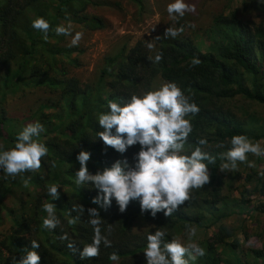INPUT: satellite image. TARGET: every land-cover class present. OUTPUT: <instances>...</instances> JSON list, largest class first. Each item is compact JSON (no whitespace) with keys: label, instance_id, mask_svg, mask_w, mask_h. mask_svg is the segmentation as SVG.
Instances as JSON below:
<instances>
[{"label":"trees","instance_id":"trees-1","mask_svg":"<svg viewBox=\"0 0 264 264\" xmlns=\"http://www.w3.org/2000/svg\"><path fill=\"white\" fill-rule=\"evenodd\" d=\"M130 1L144 8L143 0ZM98 4L95 0H0V151L13 147L23 127L35 122L43 125V131L34 139L48 149L41 168L35 172L13 178L0 169V225L9 223L0 237V264H16L23 249L31 250L33 239L40 244L36 250L41 256L40 264H147L144 250L149 233L160 229L166 233L165 241L180 240L188 226L209 228L213 224L217 225L213 238L205 246H198L204 254L194 252V259L185 258L189 264L221 261L238 264V259L232 262L233 257H238L237 238L222 222L228 208L222 193L225 174L220 165L225 162L223 157L233 136L244 135L252 143L264 139L262 112L245 111L238 116L231 103L242 98L264 109V23L241 20L235 9L227 14L218 13L202 31L206 50L196 46L183 32L172 37L171 47L161 46L155 51L140 39L106 56L93 82H81L68 75L65 63L75 64L72 54L82 50L64 44L68 35H57L56 28L74 24L89 31L103 29V19L87 12L89 6ZM36 18L49 23L47 39L42 31L32 27ZM219 38L223 40L218 41ZM157 55L162 57L158 62ZM193 58H198L200 63L193 66ZM159 77L176 83L199 109L185 117L192 131L184 150L190 155L200 146L215 158L214 162L204 161L209 169V182L190 189V199L172 216H165L164 211L155 217L150 210L142 213L138 200L130 201L124 212L119 210L114 198L110 206H102V200L94 204L93 198L102 195L99 190L91 183L75 182V172L80 168L78 153L82 149L91 153L87 166L92 174L111 167L117 159L127 158L134 164L133 156L140 145L130 146L123 154L106 146L98 137L103 131L98 116L109 111V101L124 104L133 93L152 90L153 82ZM33 90H46L47 95L38 96L22 111L8 107L10 99L17 95L22 98ZM201 138L208 141L207 145L198 144ZM250 157L252 153L247 154V160ZM256 174L253 171L247 177ZM256 177V187L263 193L264 175ZM52 184L57 185L59 192L55 200L47 191ZM44 203L55 205L60 220L55 229L42 226L47 216ZM73 205H83L85 211L79 213L73 210ZM93 207L99 209L101 231L108 236L111 246L101 243L97 257L82 259L80 252L93 238L87 212ZM262 208L264 212V204ZM65 233L69 240H61ZM69 241L74 243L73 248L68 247ZM262 245L264 248V241ZM112 253L119 255V261L109 260ZM251 254L256 260L261 259L255 264H263L264 250H252Z\"/></svg>","mask_w":264,"mask_h":264},{"label":"clouds","instance_id":"clouds-1","mask_svg":"<svg viewBox=\"0 0 264 264\" xmlns=\"http://www.w3.org/2000/svg\"><path fill=\"white\" fill-rule=\"evenodd\" d=\"M194 10V6L190 7L185 0H174L167 5L170 15L182 17L186 11ZM32 27L42 31L44 39H47L50 25L45 19L36 18ZM56 33L71 35V26L60 25L56 28ZM164 34L175 37L179 32L174 28H166ZM81 38L82 33L77 32L70 46L78 45ZM147 46L153 47L151 43ZM161 58L157 55L155 60L158 62ZM199 63L198 58L191 61L193 66ZM189 101L190 98L185 96L174 82H165L159 88L144 91L142 94L133 93L124 104L109 101V111L98 116L99 125L103 129L98 133V137L106 146L122 154L136 144L140 145V150L133 156L134 164L127 158L117 159L111 167H105L92 174L87 166L91 153L82 149L77 155L80 168L75 172L76 184L91 183L99 190L102 195L93 198L94 204H99L102 200V206H110L114 198L119 210L124 212L130 201L138 200L142 213L150 210L151 215L155 217L158 212L164 211L165 216H172L180 205L190 199V189L200 188L209 182V169L204 161L214 162L215 159L200 146L191 151L190 155L185 153L184 146L192 131V125L185 117L199 111L197 105ZM42 131L41 123H29L17 134L13 147L0 151V169L7 176L15 178L22 173L35 172L41 168V160L47 156L48 149L34 137H39ZM207 143L206 139L198 140L201 146ZM230 145L223 157L225 162L220 165L221 171L236 169L238 162L247 161L248 153L264 155V148L259 143H252L244 135L233 136ZM248 164L249 167H255L254 162L249 161ZM52 167H55L54 163ZM261 175H264V172ZM47 191L53 200L59 198L57 185H49ZM42 207L47 213L42 226L45 229H55L60 224L55 205L44 203ZM73 210L79 213L85 211L83 205H73ZM87 212L88 222L93 228V238L80 252L82 259L97 257L101 243L105 247L111 246L108 236L103 235L101 231L99 209L93 207L87 209ZM107 231L111 233V224L108 225ZM187 233L190 240L187 245L176 238L165 241L166 233L160 229L149 233L144 250L147 264H189L186 256L194 259V252L203 255L204 250L191 242L196 229L188 226ZM61 240H69L67 233L61 236ZM74 246V243L69 241L68 247ZM39 248L40 244L34 239L31 240V250L23 249V255L16 264H40L41 256L36 251ZM109 260L117 262L119 255L112 253Z\"/></svg>","mask_w":264,"mask_h":264},{"label":"rangeland","instance_id":"rangeland-1","mask_svg":"<svg viewBox=\"0 0 264 264\" xmlns=\"http://www.w3.org/2000/svg\"><path fill=\"white\" fill-rule=\"evenodd\" d=\"M95 1L99 4L89 6L87 12L101 17L105 23L104 28L89 31L77 25L68 24L71 26V35H68L64 42V44L70 45L75 34L82 33V38L76 45L82 52L72 54L76 63H65L68 75L76 77L81 82H93L104 63V58L113 55L124 45L129 47L137 40L143 39L147 44L153 45L150 48L151 51H155L161 46L171 47L173 38L164 34L166 28H174L178 32H183L193 40L196 46L206 50L207 43L203 39L202 31L211 24L212 18L218 13L227 14L235 9L241 20L264 23V2L262 0H185V3L190 7L194 6L195 10L186 11L182 17L176 14L170 15L167 11V5L174 0H143V9L130 0ZM23 22H27L26 19ZM181 29L182 31H180ZM222 40L223 38L218 39V41ZM165 82L167 81L160 77L156 78L152 90L159 88ZM33 91H29L22 98H19V95L13 97L9 100L8 107L16 110L21 108L20 111H22L24 106L32 104L38 96L47 95L46 90ZM231 103L236 108L238 116H241L240 114L245 111L253 110L261 111L264 115L263 108L242 98H237ZM259 144L264 148V139L260 140ZM249 161L254 162L255 167H249ZM253 171H256L257 174L264 172V155H253L247 161L238 163L236 169L222 171L226 180L222 193L228 208V215L222 219V222L232 229L235 238H237L238 247L235 249V255L238 257H233L232 262L238 259V264L260 263L261 259L256 260L251 251L264 250L262 245L264 241V212L261 211L264 204V192L261 193L260 189L256 187L257 174L254 177L251 175L250 179L247 177ZM9 202L12 203L10 197ZM8 226V222L0 225V237L7 231ZM194 228L196 234L191 237V242L202 247L213 238L217 225L213 224L209 228L205 226ZM245 233L248 235L247 239H245ZM180 242L185 245L190 242L188 233L180 239ZM219 264H224V262L221 261Z\"/></svg>","mask_w":264,"mask_h":264}]
</instances>
